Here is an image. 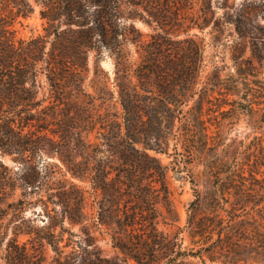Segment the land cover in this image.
Masks as SVG:
<instances>
[{"label": "trees", "instance_id": "1", "mask_svg": "<svg viewBox=\"0 0 264 264\" xmlns=\"http://www.w3.org/2000/svg\"><path fill=\"white\" fill-rule=\"evenodd\" d=\"M34 1L50 29L17 40L2 5L29 0H0V264H264V176L225 160L204 118L225 82L216 70L202 79L203 41L192 30L218 26L221 0ZM138 19L152 31L136 28ZM261 44L251 48L258 62ZM103 50L111 83L99 67ZM41 77L48 92L39 98ZM245 94L233 100L250 109ZM159 154L172 155L191 184L182 225ZM75 180L94 191L113 255L85 224L86 190Z\"/></svg>", "mask_w": 264, "mask_h": 264}, {"label": "rangeland", "instance_id": "2", "mask_svg": "<svg viewBox=\"0 0 264 264\" xmlns=\"http://www.w3.org/2000/svg\"><path fill=\"white\" fill-rule=\"evenodd\" d=\"M122 1L125 3L126 0ZM2 8L6 10L8 20L11 21L12 33L17 40L42 35L49 25L41 15V10L44 7L34 0H29V4L25 6L18 7L5 4L2 5ZM214 11V20L218 22V26L214 27L212 21L202 30H192L197 32L203 41L205 67L202 72V79L207 80L208 76L216 70L225 82L221 88L223 92L220 94L215 92L217 98H214L209 104L210 109L204 112L205 123L210 134L219 136L222 144H219L218 151L224 155L225 160L228 162L235 158L241 160L246 164V174L250 170H256L258 172L256 176L261 178L264 176V61L258 62L253 58L251 48L253 43L262 47L261 43L264 41V0H221L218 6H215ZM187 14L185 13V16ZM235 19H239L240 24H243L245 30L249 31L244 36L237 33L234 22H231ZM135 26L144 34L152 31L150 26L139 19L135 21ZM48 29L50 28L48 27ZM94 59V53L90 52L88 54L90 73L86 80L90 91V79L95 71ZM113 66V58L107 51L103 50L99 67L105 71L110 83L113 78ZM41 79L42 88H40L39 98L47 95L48 92L44 77ZM234 85L238 95L228 94L230 91L224 86L233 88ZM243 93H246L247 97L255 102L250 109L246 107V103H236V100H241L239 96ZM89 138H93V133H90ZM169 150L173 152L172 145ZM158 156L162 163L169 168L168 185L171 190V200L179 214L178 223L182 225L185 219V204L192 197L191 184L187 177L184 178V173H175L172 155L159 154ZM48 160L51 159L48 158ZM3 161L9 166L14 165L9 156L3 157ZM258 163L259 165H257ZM44 164L45 159L41 160L40 165L43 166ZM193 175L198 181L202 180L203 167L195 166ZM75 182L86 190L85 224L92 228L99 239L98 244L105 250V253L113 255L114 252L110 246V234H108L110 231L104 226L98 227L96 224L95 210L91 205L94 191L85 182L79 180H75ZM16 195L9 198L8 201L15 199ZM36 208L39 210L40 206ZM34 216L31 209L26 211L25 218L35 219L33 224L40 226L43 222ZM71 228L78 234L76 238H79L80 225H74ZM160 228L167 231L172 230L171 227L164 225H160ZM49 254H52L51 250H49ZM206 263L224 264L218 261L210 262L208 259Z\"/></svg>", "mask_w": 264, "mask_h": 264}]
</instances>
